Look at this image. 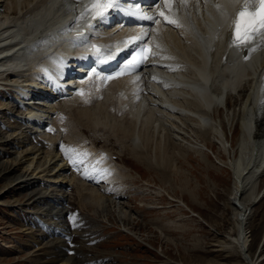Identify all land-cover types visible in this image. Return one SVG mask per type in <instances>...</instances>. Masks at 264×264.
<instances>
[{"label":"bare ground","instance_id":"bare-ground-1","mask_svg":"<svg viewBox=\"0 0 264 264\" xmlns=\"http://www.w3.org/2000/svg\"><path fill=\"white\" fill-rule=\"evenodd\" d=\"M94 2L88 0L84 3L90 16L95 13L91 8ZM245 4L250 11L255 10L257 0H168L161 8L158 5L157 9L161 11L155 19H151L155 24L140 33L142 37L146 32L151 33L152 64L138 76L125 81L117 80L102 90L97 78L89 75L90 69L81 66L83 51L80 47L86 42H97L104 47L106 55L111 56L115 40L123 33L115 26L119 19L115 12L106 21L98 18L92 21V27L104 25L99 31L70 38L66 30L78 15L72 3L66 0H0V7H3L0 13V70L5 66L3 61L6 56L14 53L11 66L15 69L22 67L23 71L6 82V91L16 93L15 97L21 105L40 98L48 101L50 109L43 113L46 118L55 116L59 107L56 119L51 122L54 125L50 128L56 136L54 142L59 141L58 136L63 132L62 126L68 113L73 111L75 119L73 115L72 118L81 124L89 123L94 131L92 135L97 139H101V134L110 126L100 130V125L104 127L109 120L118 122H109L112 130L120 139L129 138L132 141L129 144L132 145L131 152L135 155L131 154L132 157L140 158V153L143 154V160L149 166L154 160L150 154H156V150L162 153L171 150L179 155L190 151L203 155L210 144L218 145L219 151L228 159V162L221 160L219 165L228 168L233 177L231 200L237 212L234 242L248 264L249 240L244 227L250 213L249 206L257 204L264 196L263 189L257 192L260 184L264 183V95L257 96L264 77V32L258 31L246 44L233 45L237 14ZM77 18V26L87 23L88 17ZM168 20L176 23H169ZM10 42L15 43L14 47L1 49ZM78 72L84 73L78 76L82 84L74 89L67 88ZM59 76H66V80H61ZM53 78H57L58 83ZM21 96H31V99ZM55 97L61 98V102L53 105L51 102ZM13 103L15 106L7 102L0 107V120L3 111L12 112L16 107L22 109V106ZM38 112L29 111L21 115L37 122L40 121L36 118ZM27 129V126L23 131L16 129L17 132L8 136L0 130L1 149L23 143L21 139L26 138ZM226 130L232 136L236 132L233 144ZM154 136L161 138L159 147L147 145ZM38 149L26 148L11 160L21 166L32 154L29 159L34 167L30 171L24 167L25 170L7 179L3 193L8 194L10 190L25 192L23 201L17 198L12 202L15 207H23L25 213L42 214L52 208L54 222L51 225L56 226L65 210L54 205L65 201L66 196L50 186L42 187V184L57 188L66 184L72 186L70 181L64 180L66 175L59 177V173L77 166L68 158L65 161L62 155L50 152L40 161L42 152L37 154ZM96 163L100 164L95 160L92 172L82 171L80 178L86 181V177L92 176L88 181L97 180L98 176L94 174L101 168L95 171L98 167ZM27 189L31 191L27 192ZM94 198L103 204L98 207L102 208V217H113L128 230L127 221L117 211L120 207L116 200L101 195ZM41 199L46 206L41 208V205L31 211ZM111 206L116 209L113 214L107 211ZM65 221L70 237L73 234L69 228L72 221ZM62 264H73V260L67 259Z\"/></svg>","mask_w":264,"mask_h":264},{"label":"rangeland","instance_id":"rangeland-1","mask_svg":"<svg viewBox=\"0 0 264 264\" xmlns=\"http://www.w3.org/2000/svg\"><path fill=\"white\" fill-rule=\"evenodd\" d=\"M2 9H0V13ZM2 106L0 102V107ZM7 116L10 115L3 114L2 119H7ZM73 118L75 119L74 113ZM73 118L70 116L68 121L70 123L67 122L65 126L67 130L65 129L64 135L67 133L65 136L68 142L74 143L76 146L87 144L91 142L88 132L90 131V138L93 140V144H97L96 148L109 154L117 165L131 167L135 170L125 169L124 171L117 168L116 171L115 167V173H113L111 166L106 169L105 174L106 177H121L111 180L110 189L121 195L119 199L121 204L117 205L120 209L117 211L119 210L127 221L126 228L129 231L118 224L115 218L102 217V208L98 207L103 204L95 200L94 195L81 194L86 201H79V208H74L70 215L77 216L82 209L85 219L90 224L77 225V235L74 236L71 244L78 245L79 249L75 248L74 255L68 256L63 250L64 242L69 236L64 217L66 211L58 220L59 223L52 226L51 222H54L52 208L49 211L46 209L42 214H37L25 213L23 207H15L12 202L17 198L23 201V198L26 197L25 192L15 193L10 190L8 194H4L3 187L7 179L25 170L24 167H27L32 161L29 159L33 156L32 154V156L28 155L27 161L21 166L11 161L18 156L17 153L30 148L27 144L29 142L26 139V134V138L21 139L23 143L8 146L10 148L3 150L0 147V264H62L67 259H72L73 264H85V260L93 261L96 264H247L234 242V238L237 236V212L231 200L233 177L228 168L220 166L221 160L228 162V159L219 151L218 145L210 144L209 150L205 151L203 155L190 151L179 155L171 150L163 153L156 150V154H150L154 160L149 166L143 160V154L140 153L141 159L132 157L130 148L132 145H129L132 141L127 137L121 138L124 141L121 140L119 135L112 130L109 122L108 125L104 124V127L100 125L102 127L100 130L110 126L108 131L104 130L101 134L102 138L97 139L95 135H92L94 131L89 123L81 124ZM1 120L0 130L6 136L17 132L16 123L9 124ZM8 121H14V119H8ZM234 129L236 130L235 125ZM7 130L8 132H5ZM21 130L23 131V128ZM234 133L232 136V133L227 131L232 144L234 143L233 139L236 138V132ZM60 135L62 132L59 133ZM114 137L117 138L114 139ZM160 139V137L154 136L147 145L159 147ZM17 142L15 141V143ZM177 145L181 148L179 144ZM148 146L147 149H149ZM32 148L35 149V147ZM8 152L14 154H8ZM36 153L39 154V149ZM80 154L79 149L73 153V155ZM41 155L39 157H42ZM61 155L65 160L71 156V153L66 155L64 152ZM40 160L42 161V159ZM32 164L29 165L30 168ZM96 164L98 167L95 171L102 166ZM29 167H27L28 171L31 170ZM63 173L60 172L59 177H62ZM84 177L86 176L84 175ZM91 177H86V181L92 182L88 181ZM64 180L70 181L72 186L78 184L74 179H68L66 176ZM263 187L264 183L260 184L257 192L263 189L264 193ZM26 191L30 192L31 189ZM73 202L77 203V200H73ZM40 206L41 208L46 206L42 199L30 210H35V207L40 208ZM56 206L54 207L57 208ZM249 208L250 213L244 227L249 240L247 258L250 262L248 264H264V196L257 204L251 205ZM115 210L112 206L107 209L109 214H113ZM30 214L32 215L30 216ZM22 215L28 217L32 225H42L43 223L48 227L49 232L59 238L51 239L49 233L38 235L34 228L30 229L26 225L29 221ZM43 219L45 221H42ZM39 237L45 241V244L38 242ZM61 257H63L62 260H60Z\"/></svg>","mask_w":264,"mask_h":264},{"label":"snow or ice","instance_id":"snow-or-ice-1","mask_svg":"<svg viewBox=\"0 0 264 264\" xmlns=\"http://www.w3.org/2000/svg\"><path fill=\"white\" fill-rule=\"evenodd\" d=\"M117 5L118 0H95L91 8L95 10L97 16L102 17L107 9L117 7ZM145 19H152V17H145ZM168 22L176 23L174 20H168ZM258 31H264V0H257L255 10L250 11L247 4L240 9L235 23L233 44L238 46L248 43ZM74 151V149L65 150L66 155Z\"/></svg>","mask_w":264,"mask_h":264}]
</instances>
